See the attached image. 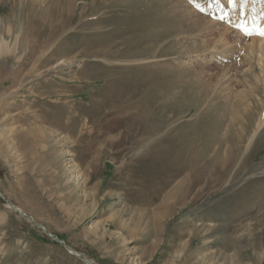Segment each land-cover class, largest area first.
Returning a JSON list of instances; mask_svg holds the SVG:
<instances>
[{
	"label": "rangeland",
	"instance_id": "obj_1",
	"mask_svg": "<svg viewBox=\"0 0 264 264\" xmlns=\"http://www.w3.org/2000/svg\"><path fill=\"white\" fill-rule=\"evenodd\" d=\"M260 29L264 0H0V264H264Z\"/></svg>",
	"mask_w": 264,
	"mask_h": 264
},
{
	"label": "snow or ice",
	"instance_id": "obj_2",
	"mask_svg": "<svg viewBox=\"0 0 264 264\" xmlns=\"http://www.w3.org/2000/svg\"><path fill=\"white\" fill-rule=\"evenodd\" d=\"M230 2H231V0H230ZM246 34H250V33H246ZM258 34L264 36V29H260Z\"/></svg>",
	"mask_w": 264,
	"mask_h": 264
},
{
	"label": "bare ground",
	"instance_id": "obj_3",
	"mask_svg": "<svg viewBox=\"0 0 264 264\" xmlns=\"http://www.w3.org/2000/svg\"><path fill=\"white\" fill-rule=\"evenodd\" d=\"M170 33H172V32H170ZM3 43L1 42L0 43V45H2ZM5 49H6V47H5ZM0 50H1V52H5L6 50H4V48L2 47V46H0ZM238 133V132H237Z\"/></svg>",
	"mask_w": 264,
	"mask_h": 264
},
{
	"label": "water",
	"instance_id": "obj_4",
	"mask_svg": "<svg viewBox=\"0 0 264 264\" xmlns=\"http://www.w3.org/2000/svg\"><path fill=\"white\" fill-rule=\"evenodd\" d=\"M50 236H51V237H55V236H52L51 234H50Z\"/></svg>",
	"mask_w": 264,
	"mask_h": 264
}]
</instances>
